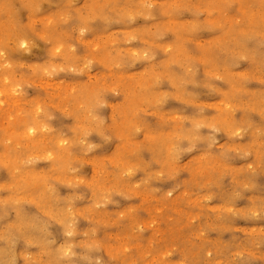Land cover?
Segmentation results:
<instances>
[{"label":"rangeland","instance_id":"rangeland-1","mask_svg":"<svg viewBox=\"0 0 264 264\" xmlns=\"http://www.w3.org/2000/svg\"><path fill=\"white\" fill-rule=\"evenodd\" d=\"M0 89V264H264V0H0Z\"/></svg>","mask_w":264,"mask_h":264},{"label":"bare ground","instance_id":"bare-ground-1","mask_svg":"<svg viewBox=\"0 0 264 264\" xmlns=\"http://www.w3.org/2000/svg\"><path fill=\"white\" fill-rule=\"evenodd\" d=\"M19 42H20V41H19ZM20 44H21V43H20ZM59 44H60V43H59ZM59 46H60V45H59ZM61 46H62V45H61ZM56 48H57V45H56ZM62 48H63V47H62ZM58 49H59V48H58ZM60 49H61V48H60ZM60 49H59V50H60ZM54 50H55V48H54ZM59 52H60V51H59ZM141 54H142V53H141ZM109 66H110V65H109ZM4 83H5V82H4ZM6 83H7V82H6ZM0 91H1V89H0ZM5 94H6V93H5ZM3 97H4V96H3ZM6 100H7V99H6ZM14 100H16V99H14ZM14 100H12V101H13V104H15V103H14ZM3 101H4V100H3ZM0 102H2V101L0 100ZM4 102H5V101H4ZM8 103H9V102H8ZM1 105H2V103H1ZM35 112H36V111H35ZM32 115H35V114H32ZM26 124H27V123H26ZM35 124H36V123H35ZM40 124H41V123H40ZM40 124H38V125L40 126ZM38 125H37V127H38ZM42 127H43V126H42ZM35 128H36V127H34V128H33V127H29V128H28V131L26 130V131H27L26 134H28V135L33 134ZM38 129H41V128L38 127ZM42 129H43V128H42ZM26 131H25V132H26ZM42 131H43V130H42ZM42 131H41V132H42ZM23 132H24V131H23ZM23 132H22V133H23ZM35 132H36V131H35ZM166 136H167V135H166ZM29 137H30V136H28V138H29ZM150 137H151V136H150ZM33 138H34V137H33ZM33 138H32V136H31L30 139L32 140ZM151 138H152V137H151ZM166 138H167V137H166ZM30 139H29V140H30ZM34 140H35V139H34ZM62 142H63V141H62ZM65 143H66V142H65ZM36 144L38 145V143H36ZM37 145H35V146H37ZM136 145H137V144H136ZM57 146L59 147V145H57ZM60 146H61V145H60ZM62 147H63V146H62ZM32 148H33V147H32ZM170 149H172V148H170ZM42 150H43V149H42ZM43 151H44V153L46 152V150H43ZM47 153H48V152H47ZM51 153H52V152H51ZM49 156H50V155H49ZM49 156H48V157H49ZM155 169H156V168H155Z\"/></svg>","mask_w":264,"mask_h":264}]
</instances>
